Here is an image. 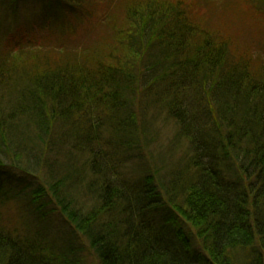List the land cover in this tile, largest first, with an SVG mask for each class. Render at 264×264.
Instances as JSON below:
<instances>
[{"label": "trees", "instance_id": "1", "mask_svg": "<svg viewBox=\"0 0 264 264\" xmlns=\"http://www.w3.org/2000/svg\"><path fill=\"white\" fill-rule=\"evenodd\" d=\"M44 1L56 19L95 14V1ZM193 15L188 0H122L83 61L51 60L64 52L50 34L7 35L0 165L41 172L47 187L24 193L37 229L0 222V264H85L80 235L97 264H264V45L239 48ZM160 110L182 158L162 173L150 153L135 177L123 168L148 152ZM52 200L62 238L46 231Z\"/></svg>", "mask_w": 264, "mask_h": 264}, {"label": "rangeland", "instance_id": "2", "mask_svg": "<svg viewBox=\"0 0 264 264\" xmlns=\"http://www.w3.org/2000/svg\"><path fill=\"white\" fill-rule=\"evenodd\" d=\"M87 3L95 1V14L88 17L85 13H79V16L71 12H65V17L56 19V11L49 10L44 6V0H0V53L3 50V44L7 35L14 32H21L24 29L36 32L38 38L45 39L44 34L51 35V42L61 41L63 54L59 52L48 51L47 56L51 60H66L76 58L83 61L86 53L94 49L101 42L109 40L107 26L100 21L106 13L112 18V21L120 22L118 18L122 11V0H85ZM192 3L194 10L193 18L197 24L204 26V29L217 27L221 34L233 37L232 40L239 48L259 47L264 45V0H188ZM43 17L46 23L43 29L35 28L38 17ZM64 16V15H63ZM7 28L9 30H7ZM27 39V38H26ZM50 39V38H49ZM47 40V39H46ZM232 41V42H233ZM45 52V51H44ZM43 52V53H44ZM28 60V58H26ZM154 126L152 137L154 140L147 151H141L138 158L130 160L124 171L140 176L142 172H150L152 162L149 160L150 153L155 157V168L164 173L169 166L182 158L185 146L175 138L176 123L163 111L156 112L153 119ZM174 137L176 140L172 139ZM173 143L175 149L169 144ZM36 174V175H34ZM28 174L21 169L13 167L7 161L0 165V194L5 192L7 195H15L2 203L0 199V222L7 228H19V230H35L34 214L24 202V196L30 191L45 186L43 182V173ZM47 187V185L45 186ZM26 193V194H24ZM35 193V192H34ZM52 197H48L51 199ZM47 200V199H45ZM43 201V199H42ZM53 201V200H52ZM41 203V202H39ZM50 210L46 229L53 236L59 234L62 238L69 234V228L65 221L57 212L54 201L47 204L43 210ZM49 234V235H50ZM78 243L84 247L82 256L85 258V264H97L94 253L89 249L86 240L80 235Z\"/></svg>", "mask_w": 264, "mask_h": 264}]
</instances>
